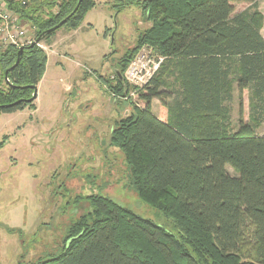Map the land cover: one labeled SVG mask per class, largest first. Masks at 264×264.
Returning a JSON list of instances; mask_svg holds the SVG:
<instances>
[{
	"label": "trees",
	"instance_id": "obj_1",
	"mask_svg": "<svg viewBox=\"0 0 264 264\" xmlns=\"http://www.w3.org/2000/svg\"><path fill=\"white\" fill-rule=\"evenodd\" d=\"M5 1L37 39L79 0ZM129 4L142 8L150 26L120 60L114 96L129 93L124 74L143 47L165 60L147 84L135 87L134 109L116 121L109 145L123 153L131 189L170 218L176 233L91 194L62 246L19 264H264V14L258 0H127L119 10ZM237 4L251 5L236 12ZM96 5L82 0L60 28L77 29ZM22 48L8 80L5 71L20 48L0 50V113L32 104L44 75L46 53L38 44ZM235 90L241 114L243 93L250 97V119L241 118L236 129L228 105ZM154 99L165 109L161 116L153 112Z\"/></svg>",
	"mask_w": 264,
	"mask_h": 264
},
{
	"label": "rangeland",
	"instance_id": "obj_2",
	"mask_svg": "<svg viewBox=\"0 0 264 264\" xmlns=\"http://www.w3.org/2000/svg\"><path fill=\"white\" fill-rule=\"evenodd\" d=\"M122 1L97 0L77 29L62 27L43 39L48 60L37 98L23 110L0 113V264L27 263L57 250L72 217L90 206L85 197L91 194L108 196L176 233L170 218L131 189L124 155L109 145L116 121L134 109L137 87L128 83L126 96H114L116 71L150 26L140 6L119 10ZM246 7L237 4L236 12ZM19 22L33 37L30 24ZM2 73L0 66L5 86ZM242 100V114L237 90L228 104L234 129L241 118L250 119L248 91ZM152 108L158 116L165 110L158 99Z\"/></svg>",
	"mask_w": 264,
	"mask_h": 264
},
{
	"label": "built area",
	"instance_id": "obj_3",
	"mask_svg": "<svg viewBox=\"0 0 264 264\" xmlns=\"http://www.w3.org/2000/svg\"><path fill=\"white\" fill-rule=\"evenodd\" d=\"M35 40L34 33L33 37L28 35V30L20 24L19 17L9 10L7 2L0 0V45L3 47L14 45L20 48L30 45ZM38 46H42L41 42ZM164 60L162 56L153 57L151 49L145 47L129 64L124 78L128 83L143 87L159 71Z\"/></svg>",
	"mask_w": 264,
	"mask_h": 264
},
{
	"label": "water",
	"instance_id": "obj_4",
	"mask_svg": "<svg viewBox=\"0 0 264 264\" xmlns=\"http://www.w3.org/2000/svg\"><path fill=\"white\" fill-rule=\"evenodd\" d=\"M81 2H82V0H79V1H78V3H77V5H76L75 9L73 10V12H72L68 17H66V18H64L63 20H61L58 24H56V25L53 26L52 28L47 29V30H45L44 32H42V34H41L40 36H38L37 39L32 43V46H34V45L40 43V42L42 41V39H43L44 36H46V35H48V34L54 32V31H56V30L59 29L61 26H63V25L66 23L67 19H68L69 17H71V16L77 11V9L79 8V5L81 4ZM23 50H24V48H20V50H19V52H18V57H17V60H16L15 64H14L13 66H11L9 69H7V70L5 71V78H6L7 80H8L7 75H8L9 70L12 69L13 67H15V66H17V65L19 64V62H20V60H21V56H22ZM36 98H37V87L35 88V93H34L33 97L30 98L28 101L31 102V101H33V100L36 99Z\"/></svg>",
	"mask_w": 264,
	"mask_h": 264
},
{
	"label": "crops",
	"instance_id": "obj_5",
	"mask_svg": "<svg viewBox=\"0 0 264 264\" xmlns=\"http://www.w3.org/2000/svg\"><path fill=\"white\" fill-rule=\"evenodd\" d=\"M251 4H247V7H249ZM258 5H259V9L263 12V14H264V9H263V6L261 5V0H258ZM246 7V8H247ZM245 8V9H246ZM261 32H262V34H263V36H264V25H263V27H262V29H261Z\"/></svg>",
	"mask_w": 264,
	"mask_h": 264
}]
</instances>
